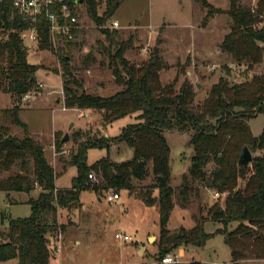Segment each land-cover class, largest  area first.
<instances>
[{
	"label": "trees",
	"instance_id": "1",
	"mask_svg": "<svg viewBox=\"0 0 264 264\" xmlns=\"http://www.w3.org/2000/svg\"><path fill=\"white\" fill-rule=\"evenodd\" d=\"M81 1L89 18L102 24L98 2ZM195 1L207 8L203 25L214 13H225L230 18V30L218 46L221 53L238 66L252 68L264 63V0H258L255 7L244 6L240 0H229L227 11L214 9L204 0ZM120 3L121 0H104L102 17H111ZM27 26L12 8L10 0L0 2V91L16 100L35 90V74L40 69L28 62L30 49L23 45L19 36ZM101 32L109 45L102 47L109 59L108 68L120 88L106 97L86 93L82 82L73 75L68 56L73 43L53 48L43 24L38 28L36 47L50 50L61 65L65 109L98 112L103 128L132 114H137V122L125 126L116 137L98 133L86 134L79 140L80 133L76 132L72 136L76 146L69 160L76 175L70 188L57 192L56 175L45 157L43 146L31 137L26 138L28 128L18 117L19 104L2 111L22 129L24 136L17 140L0 125V172L8 171L15 161H20L23 166L30 158L33 180L22 174L9 176L0 181V191L29 192L34 184L40 192L35 200L27 202L31 207L29 217L13 219L6 231L0 230V262L16 258L18 264H51L54 251L49 245V236L54 233L50 224L56 223L53 218L57 211L55 206L68 209L79 203V194L83 190H91L98 198L109 190H124L147 207L156 205L159 216L157 264H162L163 257L179 248H202L213 234L223 237L230 250L231 263L264 260V128L255 137L249 126V121L257 115L264 116V76H254L242 83H230L220 77L204 101L195 105V92L188 80H183L177 91L173 84L161 83L159 72L167 66L158 48L152 50L149 60L135 65L124 54L138 41L136 34L124 41L119 39L117 30ZM112 48H115L113 54ZM55 74L59 73L55 71ZM168 131L188 132L187 145L193 150L188 173L182 176L178 187L182 206L190 199L194 189L192 182L198 181L218 194L226 193L223 205L215 203L207 213L210 221L221 226L213 234L205 232L203 220L196 221L189 229L181 227L173 233L168 229L174 207L169 147L163 135ZM61 137L58 135L55 140V150L64 144L60 142ZM119 142L132 149L130 160L115 163L106 156L87 164L88 150H109ZM243 147L257 152L247 177V167L240 169L237 166ZM209 164L215 166L211 171L206 170ZM150 173L151 184L141 188L135 186L134 182L144 181ZM91 174L96 180L89 179ZM239 180L244 182L242 188L237 187ZM154 190H157L156 196ZM189 264L201 263L191 261Z\"/></svg>",
	"mask_w": 264,
	"mask_h": 264
},
{
	"label": "rangeland",
	"instance_id": "2",
	"mask_svg": "<svg viewBox=\"0 0 264 264\" xmlns=\"http://www.w3.org/2000/svg\"><path fill=\"white\" fill-rule=\"evenodd\" d=\"M96 2L98 16L102 18L103 23L93 22L82 6L81 31L68 53L73 75L82 82L87 93L106 97L112 95L114 90L120 89L114 82L108 68V56L102 49L103 46H109L102 30H117L119 39L124 41L131 34H136L138 41L124 54V57L135 65L149 60L155 47L160 51L163 60V53L166 50L164 59L171 64L163 60L167 67L159 72L161 83L173 84L177 91L182 81L188 80L195 92V105L204 101L211 86L220 77H224L230 83H242L250 81L254 76H264V63L252 68L238 66L226 54L220 52L218 46L231 26V20L225 13L211 20L208 26L202 27L200 9L203 6H200V2L193 4L190 13L176 16L175 0H121L120 7L111 17L106 15L102 17L105 10L104 0ZM212 2L214 3L213 0ZM257 2L258 0H240L242 5L250 7H255ZM220 3L222 5V2ZM114 20L119 21L118 29L110 27ZM155 26L161 27L162 34H152L159 30L155 29ZM114 51L115 48H112L111 53ZM27 59L29 63L40 66L35 74V90L28 94L29 98L26 100H23V97L20 100L12 96L10 98L8 94L0 91V125L6 127L9 136L17 140L23 138L22 129L11 121L8 114L2 112L18 103L20 106L18 117L27 126L28 136L33 138L35 135V138L41 140L45 157L56 175V191L60 192L70 188L71 180L76 175V169L69 166L70 154L76 146L72 136L78 132L79 140H83L86 134H101L100 129L103 127L100 114L88 112L82 113V117H77L78 112L74 110H62L61 65L54 53L50 50H39L35 46V49L29 50ZM55 71L59 74H55ZM44 72L49 73L48 76H44ZM100 83L102 87H99ZM55 100L59 102L56 103ZM136 115L126 116L106 126L104 128L106 137H116L125 126L136 123ZM249 126L252 135L259 136L264 128V116L257 115L249 121ZM54 131L58 133L54 134V140L50 143ZM65 133L69 136L68 142L55 152L54 148L49 149V145H54L57 136H63ZM163 135L169 147L170 186L174 191L172 196L174 207L169 217L168 229L172 233L181 227L189 229L196 221L203 220L205 232L213 234L221 226L210 221L207 213L213 204L223 205L226 193L213 198L215 194L213 190L203 187L198 181L192 182L194 189L188 203L183 207L178 196V187L182 176L188 173L191 165L193 150L187 145L190 134L168 131ZM249 152L252 159L257 155V152L252 150ZM106 156L111 161L120 163L130 160L133 152L124 142L112 145L109 150L91 149L87 152V164L91 165ZM250 167L251 164L247 166L246 177L250 173ZM214 168L213 164H209L206 170L211 171ZM16 174H22L32 181V160L27 158L23 166L20 165V161H15L8 171L0 172V181ZM151 183V173L144 181L134 182L138 188ZM243 185V180H239L237 187L242 188ZM39 192L40 188L34 184L29 192L0 191L2 232L7 230L11 220L31 215V207L27 202L35 200ZM111 192L115 191L109 190L98 198L91 190H83L79 194V203H74L68 209L55 206L57 211L53 218L56 223L50 224L54 233L49 236V245L53 244L54 236L58 235L60 253L67 263L157 264L155 260L159 238L157 206L147 207L140 199L130 196L124 190L116 192L119 199L107 202L106 195ZM153 195H157V190L153 191ZM116 235L122 237L116 238ZM123 237L128 239L124 240ZM140 248H143V251ZM182 250L183 255L179 257V264H189L191 261H198L201 264H233L230 250L224 244L221 235L213 234L202 248L187 246ZM176 254L177 251H171L162 259ZM57 257L59 254H54L51 264H57ZM15 262L16 260H12L0 264H16ZM263 262L264 260H247L240 264Z\"/></svg>",
	"mask_w": 264,
	"mask_h": 264
},
{
	"label": "built area",
	"instance_id": "3",
	"mask_svg": "<svg viewBox=\"0 0 264 264\" xmlns=\"http://www.w3.org/2000/svg\"><path fill=\"white\" fill-rule=\"evenodd\" d=\"M2 0H0L1 2ZM11 6L24 22L27 23V28L20 32L19 36L23 45L27 49H35L38 44V28L45 24L48 32L49 40L53 48L64 46L67 43L76 41L77 36L81 31V0H10ZM111 29H118V22L114 21L110 24ZM28 94L23 96V100L28 99ZM63 109H65L63 107ZM82 117V113L77 114ZM55 152V150H53ZM89 179L96 180L94 175H89ZM218 193L215 192L213 198H217ZM119 199L116 192H111L106 195L107 202H113ZM116 238H121V235H116ZM124 240L128 239L123 237ZM54 254H60L61 246L58 235L54 236L53 244H51ZM177 254L173 257H167L161 260L162 264H179ZM62 264V263H60Z\"/></svg>",
	"mask_w": 264,
	"mask_h": 264
},
{
	"label": "crops",
	"instance_id": "4",
	"mask_svg": "<svg viewBox=\"0 0 264 264\" xmlns=\"http://www.w3.org/2000/svg\"><path fill=\"white\" fill-rule=\"evenodd\" d=\"M176 1V11L177 12H175L174 14L177 16L178 14L179 15H181V14H185L186 12L187 13H190V11H191V8L193 7V4H195V3H197V1H195V0H175ZM209 6H211V7H213L214 9H219V10H221V11H227L228 10V8H229V5H230V1L229 0H213L214 1V3L212 2V0H204ZM220 2H222V5H220L221 3ZM200 4V3H199ZM200 6H201V4H200ZM120 7V5L118 6V8ZM118 8H117V10H118ZM184 8V9H183ZM204 8V7H203ZM200 9V11H201V15H202V20L205 18V16H206V13H207V8H204V9ZM116 10V11H117ZM185 10V11H184ZM115 11V12H116ZM222 13H214V14H212L209 18H208V20H207V23L205 24V25H202V27H205V26H208V24H209V22L211 21V20H214L215 19V17H217L218 15H221ZM114 21H116L117 22V20H114ZM114 21H112V22H114ZM111 22V23H112ZM119 22V21H118ZM120 25V24H119ZM129 25V24H128ZM153 28H154V26H153ZM160 28L161 27H158V26H155V29H159L158 30V32H154V33H152V34H154V35H157V34H162V31L163 30H160ZM226 35V34H225ZM224 35V36H225ZM224 38V37H223ZM159 43H160V41H159ZM71 49V48H70ZM71 51V50H70ZM165 52H166V50H165ZM165 52L163 53V60L167 63V64H171V63H168L164 58H165ZM188 53V52H187ZM161 54V53H160ZM38 72V71H37ZM37 72H36V74H37ZM190 72L188 71L187 72V74H189ZM48 74L49 73H46V72H44L43 73V75L44 76H48ZM38 77V76H37ZM43 86V85H42ZM99 87H102V85H101V83L99 84ZM86 90V89H85ZM119 89H117V90H114L115 92L114 93H116L117 91H118ZM87 93V92H86ZM113 93V94H114ZM90 94V93H89ZM112 94V95H113ZM9 95V94H8ZM96 95V94H95ZM10 96V98H11V95H9ZM55 102L56 103H58L59 102V100H55ZM62 110H74V111H76V112H78V113H88V112H90L91 113V111H87V110H79V109H63V104H62ZM78 117V116H77ZM112 124V123H111ZM110 125V124H109ZM108 126V125H107ZM106 128V127H105ZM104 128L103 129H100V133H101V135H103V136H105L106 137V135H105V132H104ZM55 133H58V132H56V131H54L53 132V134H52V136H51V141H50V143H52L53 142V140H54V134ZM32 135V134H31ZM33 137V139L35 140H37V141H39L40 143H41V140L39 139V138H35V135L34 136H32ZM49 143V144H50ZM54 148V145L52 144V145H49V149H53ZM55 149V148H54ZM56 151V150H55ZM56 187V186H55ZM191 228V227H190ZM78 243V242H77ZM182 248H179L178 250H177V255L178 256H182L183 254H182ZM12 260H16V264H18V260L15 258V259H11V260H8V261H12ZM8 261H5V262H8ZM56 261H57V264H60V263H62V264H74V263H67L66 261H65V257H63V255L61 256V253L59 254V257H57V259H56ZM1 263H4V262H1Z\"/></svg>",
	"mask_w": 264,
	"mask_h": 264
},
{
	"label": "water",
	"instance_id": "5",
	"mask_svg": "<svg viewBox=\"0 0 264 264\" xmlns=\"http://www.w3.org/2000/svg\"><path fill=\"white\" fill-rule=\"evenodd\" d=\"M71 127H72V124H70L69 128H71ZM26 138L29 139L30 136H27ZM68 140H69V136H68L67 133H65V134L60 138V142H61V143H66V142H68ZM17 144H18V143H16V145H17ZM251 162H252V157H251V154H250V152H249V149H248L247 147H243V148H242V151H241V154H240V156H239V158H238V161H237V166H238L240 169H243V168L249 166V165L251 164ZM151 240H153V237H151ZM140 250L143 251V248H140ZM141 251H140V252H141ZM140 252H139V253H140Z\"/></svg>",
	"mask_w": 264,
	"mask_h": 264
}]
</instances>
